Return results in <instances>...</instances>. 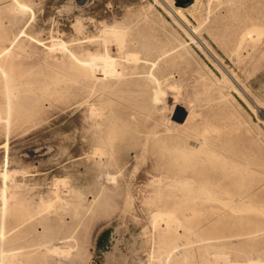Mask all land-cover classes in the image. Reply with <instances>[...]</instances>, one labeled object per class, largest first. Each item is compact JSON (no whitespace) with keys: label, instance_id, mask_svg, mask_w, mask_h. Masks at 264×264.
<instances>
[{"label":"rangeland","instance_id":"1","mask_svg":"<svg viewBox=\"0 0 264 264\" xmlns=\"http://www.w3.org/2000/svg\"><path fill=\"white\" fill-rule=\"evenodd\" d=\"M177 1L0 0V111L11 99L18 116L0 120V193L26 202L7 213L0 264H264V0H192L183 18ZM106 24L142 57L110 41L122 75L104 80ZM187 139L254 169L253 200L188 172ZM26 208L42 212L11 229Z\"/></svg>","mask_w":264,"mask_h":264},{"label":"bare ground","instance_id":"2","mask_svg":"<svg viewBox=\"0 0 264 264\" xmlns=\"http://www.w3.org/2000/svg\"><path fill=\"white\" fill-rule=\"evenodd\" d=\"M183 9L184 7L181 6H177L176 7V12L177 15L181 16L183 18ZM105 29L102 30L101 32V37H102V43L104 45H106V49L103 52H95L93 53V73H96L98 75L99 78L101 79H108V78H112V77H121V71H119V61L118 58L115 57V55L112 53V51L110 50L111 48H109L111 45L108 46V43L112 40H116L117 41V48L120 49V52H123L124 55L126 56V58H128L130 61H138L140 60V58L142 57L138 52L136 51H131L128 50L129 48H127V46L129 45V40L127 37V32L126 30H124V28H122L121 26L115 24V25H105L104 27ZM261 28V27H260ZM260 28H251L247 31L248 35H252L255 31L256 33H260L262 32V30ZM264 28V27H263ZM261 35V34H260ZM262 36V35H261ZM98 37V36H97ZM100 37V38H101ZM99 38V37H98ZM99 38V39H100ZM98 39V40H99ZM242 40H244L243 38H241ZM259 39V38H258ZM241 40V42H242ZM101 42V41H100ZM112 43V42H111ZM110 43V44H111ZM115 43V42H114ZM58 46V43H56ZM242 44V43H241ZM60 45H64V43H60ZM59 45V46H60ZM55 46V45H53ZM52 46V47H53ZM58 46V47H59ZM146 47V45H145ZM60 48L62 50H67V49H63V47L60 46ZM143 51V50H142ZM65 52V51H64ZM4 49L0 51V56H2L4 54ZM71 53V52H70ZM154 54V53H153ZM6 65H4V62L0 61V71L2 72V74H4V76L6 78H4V80L6 81V86L10 85L8 83V74H7V70L5 68ZM132 70V69H131ZM150 75V74H149ZM173 84V83H172ZM175 84V83H174ZM169 86V85H168ZM172 87V86H171ZM15 91V90H14ZM16 92V91H15ZM17 93V92H16ZM12 94V93H11ZM162 94V93H161ZM7 95V94H6ZM13 95V94H12ZM156 96V95H155ZM175 98V97H174ZM7 99H8V95H7ZM8 101V105L5 109V111H3L5 114L3 115V112L0 111V120L1 119H5L6 123L9 125H13L12 121L14 120V116L15 119L18 117L16 116V114H14L13 112V108H12V101L11 99L7 100ZM157 101V100H156ZM174 101V100H173ZM167 104V103H166ZM162 105V104H161ZM175 105V104H174ZM165 106V105H164ZM163 107V106H162ZM164 108V107H163ZM172 108V107H171ZM170 109V108H169ZM163 111V109H162ZM170 112V111H169ZM196 114V113H195ZM31 117V116H30ZM167 117V116H166ZM165 117V118H166ZM172 117V116H171ZM171 119V118H170ZM191 119V115L187 118L186 122L190 121ZM17 122V121H16ZM170 122V121H169ZM173 122V120H172ZM176 129H181L179 128V126L175 125L173 127H167L166 128V133L165 136H163L161 140H165L167 138H171V139H178L179 135H177L175 132H172L173 130ZM210 130V129H209ZM159 130H155V134H159L158 133ZM109 135V134H108ZM107 139V138H106ZM112 139V138H110ZM184 145L183 148H185V152L180 154V157L184 159V161L186 162L187 165V170L188 172H190L191 174H195L196 177L199 180H202V182H212L211 185L219 188L221 191H225L228 192L229 194L232 195V193L234 195H239L241 200H253L254 196L257 195V190L255 184L256 182L260 181L257 177V173L254 169L250 168L249 166L246 167H240L238 164H233L232 161L234 160H227L228 158L224 157L220 158L218 157L219 155L216 154V152L212 149L211 146L208 145V142L206 139H204L203 141L200 142V145L198 147H193L188 143V139L185 143H183ZM111 146V145H110ZM178 147L180 148L181 146L178 145ZM146 148V147H145ZM183 150V149H182ZM98 151V150H97ZM97 154V153H96ZM99 154V153H98ZM218 169H221L223 172L222 173H218L216 174L215 178L212 180V177L210 176L211 172L217 171ZM183 171V170H180ZM5 175V174H4ZM233 175H237L241 177V180H239V183H247L248 186H246L243 189L238 190L237 192H233L231 189L227 188V181H226V177H230ZM246 176H250L248 177V179L244 178ZM221 178H225V181H221ZM61 180V179H60ZM5 181V180H4ZM109 181V180H108ZM57 182V181H56ZM184 182V181H182ZM209 182V183H210ZM180 183V182H179ZM22 185V184H21ZM180 185V184H179ZM177 187V186H176ZM182 187V186H181ZM197 187V186H196ZM210 188V187H209ZM57 189V188H56ZM170 189V188H169ZM192 189V188H191ZM197 189V188H196ZM114 190V189H113ZM56 191V190H55ZM190 193V189L183 191V193L181 194H188ZM0 195L2 196L3 199V206L1 208V224H2V228L0 229V233L1 236H4V227L6 226L7 221V213L9 210L14 209L15 207H17L19 204H23L26 203L25 200H17L14 203L10 202L9 196L11 195V197H13L15 195L14 192H12L11 194H8L7 191H1ZM58 195V198H62V196H60L61 194L58 193V191H56V194ZM127 195H131L130 192ZM72 197V196H71ZM79 198V197H78ZM239 199V198H238ZM228 200V199H227ZM240 200V201H241ZM243 201V202H244ZM225 202V201H224ZM49 203V202H48ZM53 203V201L51 203L48 204V207L51 206ZM68 203V202H67ZM226 203V202H225ZM71 204V203H70ZM228 204V203H226ZM69 205V204H68ZM229 205V204H228ZM15 206V207H14ZM54 206V205H53ZM72 206V205H71ZM47 207V206H46ZM257 209V208H256ZM166 210V209H165ZM163 210V214L165 213ZM160 211V210H158ZM42 210H38V211H31L29 210V208L26 210L23 209L22 211V215L21 217V221H19V223H17L16 225H14L11 229L16 228L17 226L20 225H24L26 223H29V221L34 219V216L38 213H41ZM167 214H165V217L167 219H164L163 215L161 214V212H157L156 215H154L156 217V220H160L159 216L161 217V220H165L166 222V226H165V230L169 231L171 227H173V224L176 220V218L172 217L173 214L170 213L169 211H166ZM210 213V212H209ZM172 214V215H171ZM157 215L158 218H157ZM153 216V217H154ZM216 215V219H217ZM163 217V219H162ZM174 219V220H173ZM215 219V220H216ZM167 220V221H166ZM154 223H158L155 221L154 218ZM160 223V222H159ZM155 226V225H154ZM174 228V227H173ZM157 230V229H156ZM14 233V232H13ZM166 233V232H165ZM168 234V233H167ZM75 237L76 235H64L61 236L60 238H62L63 240L59 241L60 243H69L68 241L71 240L70 237ZM6 237V236H5ZM26 238V237H25ZM36 245V244H35ZM47 251L49 252H55V253H59V252H63L64 249L62 248L63 245H58L55 244L54 242L51 244H47ZM70 249L73 246L72 243L69 244ZM69 251V249H68ZM56 255V254H55ZM171 255V254H170ZM59 257V256H58ZM258 258V257H257ZM256 259V258H255ZM26 261V260H25ZM120 261L116 262V260H110V264H119ZM258 262V261H256ZM253 262L251 261L250 264H252ZM255 263V261H254Z\"/></svg>","mask_w":264,"mask_h":264},{"label":"water","instance_id":"3","mask_svg":"<svg viewBox=\"0 0 264 264\" xmlns=\"http://www.w3.org/2000/svg\"><path fill=\"white\" fill-rule=\"evenodd\" d=\"M192 0H178L176 5H180V6H183L185 5L186 3H189L191 2Z\"/></svg>","mask_w":264,"mask_h":264}]
</instances>
